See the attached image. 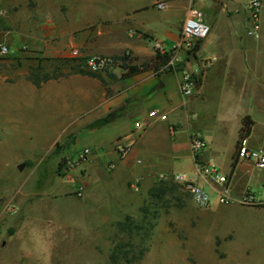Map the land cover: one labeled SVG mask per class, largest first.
<instances>
[{
	"label": "rangeland",
	"instance_id": "374dc122",
	"mask_svg": "<svg viewBox=\"0 0 264 264\" xmlns=\"http://www.w3.org/2000/svg\"><path fill=\"white\" fill-rule=\"evenodd\" d=\"M49 4L31 0L34 7L24 6L13 23L0 16V42L12 52L0 59V264H264V210L238 202L199 208L183 189L155 198L150 192L155 178L138 185V191L131 187L124 191L110 181L102 200L92 191L79 195L80 188L63 191L61 183L73 182L77 170L69 168L66 155L76 134L69 136L60 121V97L70 88L73 75L40 88L28 75L43 58L87 62L122 55L125 51L118 46L124 36L117 0H55L61 6L55 10L56 24H41L43 13L53 17ZM141 4L151 7L152 0ZM33 12L39 17L26 18ZM169 13L177 19V11ZM151 15L153 27L163 34L155 19L162 14ZM90 69L109 80L106 67ZM110 70L122 72L120 65ZM253 100L247 99L241 112L247 111L264 128V114ZM200 110L207 114L214 107ZM237 125L232 122L222 145L223 165L231 162ZM21 164L24 169L19 171ZM257 173L248 171L236 186L242 189L249 182L261 194L264 182ZM144 206L153 212L148 220L143 219ZM128 216L144 228L133 233L128 258L114 263L111 254L117 244L131 241L119 228Z\"/></svg>",
	"mask_w": 264,
	"mask_h": 264
},
{
	"label": "crops",
	"instance_id": "0c3cea01",
	"mask_svg": "<svg viewBox=\"0 0 264 264\" xmlns=\"http://www.w3.org/2000/svg\"><path fill=\"white\" fill-rule=\"evenodd\" d=\"M30 1L0 0V16L13 23L12 19L20 17V10L24 6L34 7ZM47 1L54 9L53 17L52 14L43 13L44 19L39 23L55 25V10L61 6H57L55 0ZM117 1L122 14L118 19L119 25L124 36L118 47L125 53L130 52L138 64L156 54L157 41L164 44L167 52H171L180 38L189 8L194 6L204 14L211 33L198 45L192 57L185 55L187 67L199 74V85L195 94L186 103L183 102L179 89L183 63L179 64L176 72L159 75L149 71L116 82L105 80L106 86L99 79L89 76L69 77L70 88L60 97L63 104L60 121L63 130L69 131V136L76 134V139L66 155L74 159L85 148H90L92 154L87 162L75 168L73 182L61 183L63 191L67 187H74L84 193L92 191L101 197L109 190L110 181L126 191L127 187L132 188L136 183L141 186L148 184L154 179L153 174L169 175L180 170L217 196L221 187L210 179H200L197 172V162H212L221 174L228 176L227 185L233 196H238L240 200L249 192L263 203L264 191L257 194L250 188L249 182L242 189L236 183L252 169L258 171L261 182H264V170L251 161L239 159L235 166L234 162L246 117L254 122L248 137L250 147L264 152V128L247 111L241 112L243 103L247 99H254L259 113L264 114V0L262 29L258 39L248 34V0H152L151 7L142 5L141 0ZM168 10L177 11V19H172L174 15L170 13L167 15ZM153 11L162 14L155 19L161 22L163 34L152 25ZM37 17L39 15L33 12L26 18ZM115 55L122 56L124 53ZM114 73L118 78L122 75V72ZM77 86L81 87L78 89ZM226 104H231L230 108ZM211 105L214 112L206 114L200 110ZM152 110L168 114V120H155L145 131H137L135 123L148 121V114ZM80 114L85 117H79ZM109 117V121L98 124ZM233 121L238 123L234 132L235 149L231 162L223 165L219 161L220 151ZM194 134H200L208 144L197 158L193 156L190 146ZM126 146L130 150L121 156L119 148ZM139 160L141 163H138ZM109 165H114V169ZM249 208L264 210L253 206Z\"/></svg>",
	"mask_w": 264,
	"mask_h": 264
},
{
	"label": "built area",
	"instance_id": "2783aa9c",
	"mask_svg": "<svg viewBox=\"0 0 264 264\" xmlns=\"http://www.w3.org/2000/svg\"><path fill=\"white\" fill-rule=\"evenodd\" d=\"M262 10L263 0H248L247 12L250 22L248 34L257 39L260 37L262 29ZM210 33L211 27L206 22L204 14L194 6L189 8L182 25L180 38L170 52L172 54L171 60L161 70L162 73H166L168 71L176 72L179 64H184V67L181 70L179 89L181 98L185 103L195 94L199 83V74L187 67L188 64L185 55L192 57L195 54L197 46L206 40ZM155 50H159L161 53L167 52L164 44L158 41L155 42ZM11 53L10 47L5 43L0 42V59L10 55ZM111 62V57L91 58L87 61L88 66L94 70L105 68ZM208 64L209 63H207V65ZM155 120L167 121L168 114L159 110H152L148 114V121H139L135 123V129L139 132H143ZM190 146L193 156L197 158L200 153L207 149L208 144L200 134H194L191 136ZM119 149L121 156H124L128 153L130 147H120ZM91 154V149L85 148L79 152L74 159L67 158V164L69 168L75 169L81 166L88 161ZM236 156L240 160L253 161L257 167L264 170V152L252 149L249 145L248 137L239 139ZM138 163H141V161L139 160ZM109 167L114 169L115 166L109 165ZM197 172L200 179H210L216 185L221 187L217 193L216 201L213 199L210 192H208L197 181L191 179L187 173L175 172L169 175L160 176L153 174V178L160 180H174V182L178 183L183 188V190L192 197L193 202L199 208L212 207L216 202L224 205H228L232 202H238L246 206H255L260 203V201L249 192H247L240 200H235V197L231 194V191L227 185L229 182L228 176L221 174L219 168L212 162H208L206 164L197 162ZM132 188L135 191H138V183L133 184ZM78 194L81 195L82 191H80Z\"/></svg>",
	"mask_w": 264,
	"mask_h": 264
},
{
	"label": "trees",
	"instance_id": "16d2710c",
	"mask_svg": "<svg viewBox=\"0 0 264 264\" xmlns=\"http://www.w3.org/2000/svg\"><path fill=\"white\" fill-rule=\"evenodd\" d=\"M197 49L198 46L195 52L197 51ZM171 57L172 54L170 52L161 53L159 50H156V54L151 59L138 64L136 63L137 59L131 57L130 52H126L122 56H112V62L106 66L107 70L105 71L111 82L125 80L127 78L134 77L136 75L149 71H153L155 74L160 75L162 74L161 70L170 62ZM118 65H120V68L122 69V75L120 78H118V76L114 74L112 70H110V68H115ZM87 66V62H85V59L83 58H43L40 60V64L37 67L31 68L28 79L34 86L40 88L44 83L50 80L65 78L71 75H82L99 79L106 86V81L102 77V75L97 71H93L90 68L88 69ZM166 73L172 72L168 71ZM109 120L110 117L106 118L103 121H100L98 124L100 125ZM253 127L254 122L250 119V117H246L243 121V127L240 131V138L249 137L251 135ZM238 160L239 159L236 156L234 166L238 163ZM64 165L65 162H62L60 164V167H64ZM178 189L183 188L173 181L162 180L157 181L155 187H153L150 192L151 196L163 199L165 196L174 194ZM253 207L264 209V202L259 203ZM142 213L143 219L145 220H148V218H150V214L153 215V212L150 211V208L148 206H144ZM138 224V221H135L132 219V217L128 216L124 221L119 223V228L122 232H125L129 236V240H131L133 238V233H137L136 230H142L144 228L143 225ZM131 242L132 240L126 243L117 244L111 254V259L112 261H114V263H118L122 258H128L129 251L127 250V248L134 245ZM134 247L135 246H133V248Z\"/></svg>",
	"mask_w": 264,
	"mask_h": 264
},
{
	"label": "water",
	"instance_id": "95a60500",
	"mask_svg": "<svg viewBox=\"0 0 264 264\" xmlns=\"http://www.w3.org/2000/svg\"><path fill=\"white\" fill-rule=\"evenodd\" d=\"M23 169H24V165L23 164H21V165L18 166V170L19 171H22Z\"/></svg>",
	"mask_w": 264,
	"mask_h": 264
}]
</instances>
